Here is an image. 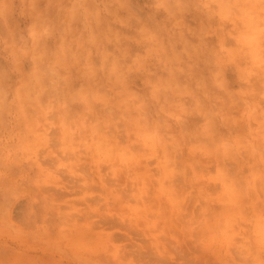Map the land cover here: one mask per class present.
Here are the masks:
<instances>
[{
  "label": "rangeland",
  "instance_id": "rangeland-1",
  "mask_svg": "<svg viewBox=\"0 0 264 264\" xmlns=\"http://www.w3.org/2000/svg\"><path fill=\"white\" fill-rule=\"evenodd\" d=\"M0 264H264V0H0Z\"/></svg>",
  "mask_w": 264,
  "mask_h": 264
},
{
  "label": "crops",
  "instance_id": "crops-1",
  "mask_svg": "<svg viewBox=\"0 0 264 264\" xmlns=\"http://www.w3.org/2000/svg\"><path fill=\"white\" fill-rule=\"evenodd\" d=\"M17 226V225H16Z\"/></svg>",
  "mask_w": 264,
  "mask_h": 264
}]
</instances>
